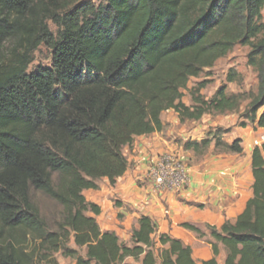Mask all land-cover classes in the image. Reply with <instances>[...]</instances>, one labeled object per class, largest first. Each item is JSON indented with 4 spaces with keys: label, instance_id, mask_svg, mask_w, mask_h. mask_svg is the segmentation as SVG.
<instances>
[{
    "label": "trees",
    "instance_id": "trees-1",
    "mask_svg": "<svg viewBox=\"0 0 264 264\" xmlns=\"http://www.w3.org/2000/svg\"><path fill=\"white\" fill-rule=\"evenodd\" d=\"M263 8L264 0H0V264H58L62 248L76 264H197L182 240L156 238L149 216L139 218L130 244L103 231L101 208L83 191L103 178L114 185L128 169L124 147L162 131L164 111L184 122L238 110L244 93L222 86L206 98V82L189 87L237 44L251 47L259 78L247 118L264 128ZM41 45L51 49V65L30 70ZM214 139L218 150L244 152L241 138ZM212 141L183 147L202 155ZM252 167L253 196L234 222L210 226L215 256L202 264H219V244L224 264H264V143L254 147ZM37 192L63 207L56 230ZM72 238L84 256L67 246Z\"/></svg>",
    "mask_w": 264,
    "mask_h": 264
},
{
    "label": "crops",
    "instance_id": "crops-1",
    "mask_svg": "<svg viewBox=\"0 0 264 264\" xmlns=\"http://www.w3.org/2000/svg\"><path fill=\"white\" fill-rule=\"evenodd\" d=\"M161 117L164 125L175 120L170 116ZM220 123L225 125L224 121ZM237 129L243 154L220 151L212 142L204 155L196 156L175 142L170 131L137 136L123 150L128 159L126 173L114 185L103 178L97 181L98 189L83 191L88 201L101 208L96 216L101 229L131 239L133 230L139 226V218L146 215L157 225L155 235L168 234L191 246L197 264L213 258L210 242L214 239L207 226L220 230L226 221L234 222L245 209L253 196V149L264 143V128L257 127L252 133L245 132L246 128ZM166 151L175 153L190 166L191 182L182 190L157 188L147 177L150 161ZM183 223L199 227L202 234L183 227ZM219 249L216 258L221 264L225 262L226 250L222 244Z\"/></svg>",
    "mask_w": 264,
    "mask_h": 264
},
{
    "label": "rangeland",
    "instance_id": "rangeland-1",
    "mask_svg": "<svg viewBox=\"0 0 264 264\" xmlns=\"http://www.w3.org/2000/svg\"><path fill=\"white\" fill-rule=\"evenodd\" d=\"M91 1L95 4L105 3V0ZM261 22L264 23V8L262 10ZM51 27L53 30H57L55 25L51 24ZM250 51L251 47L249 45H235V47L226 56L218 59L211 68L205 69L201 73L200 77L191 78L189 82V87L196 86L199 82H206V87L202 90V94L206 98L213 97L222 86H226V91L229 95L244 93L246 96L242 101L241 107L236 111L227 112L225 114H205L199 120H187L184 122L180 120L179 115L174 110L170 113L163 112L162 115L170 116L175 119L174 121L167 123L163 129L165 132H171L172 138L175 142L183 145V142L187 140H192L193 138L199 139L201 137L212 138V142H215L214 138L219 136L223 138L225 142L231 143L236 138H239L237 137V128H246L244 131L248 133H252L257 129L256 123L251 121L250 118H247L248 104L251 101L252 96L257 94L259 88L257 69L251 66L248 62ZM51 56V49L46 45H41L34 53V61L30 66V70L37 69L39 66L51 65ZM230 74L231 76L235 75V80L232 82L229 81ZM184 102L188 105H191L193 102L189 89L184 90ZM221 121H224L225 125L220 123ZM261 140H263L262 135ZM191 152L192 154H195L193 151ZM202 155L200 154L196 156ZM185 162L188 164L187 161ZM34 199L39 205L41 214L48 224V228L50 230H56L57 223L62 219L63 207L54 199L42 192H37L34 195ZM207 228L211 231L210 226H207ZM158 236L159 235H155L156 238H158ZM200 237L202 236L200 235ZM120 239L124 243H131V239H126L122 236H120ZM67 246L77 249L79 255H85L86 249L77 247L73 238ZM63 250L64 248L54 254L58 264H76V259L63 255ZM129 261L135 262L132 259H129ZM136 263L140 264L139 262ZM39 264L50 263L42 262ZM221 264H224V262L221 261Z\"/></svg>",
    "mask_w": 264,
    "mask_h": 264
},
{
    "label": "built area",
    "instance_id": "built-area-1",
    "mask_svg": "<svg viewBox=\"0 0 264 264\" xmlns=\"http://www.w3.org/2000/svg\"><path fill=\"white\" fill-rule=\"evenodd\" d=\"M147 177L157 188L179 191L190 184L191 171L189 164L183 159L166 151L157 154L150 161Z\"/></svg>",
    "mask_w": 264,
    "mask_h": 264
}]
</instances>
